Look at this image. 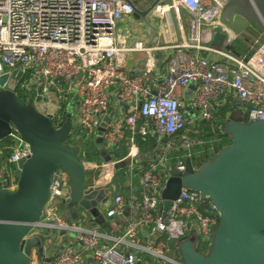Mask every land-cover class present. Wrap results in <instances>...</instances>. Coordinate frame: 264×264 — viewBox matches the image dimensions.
<instances>
[{"label":"built area","instance_id":"obj_1","mask_svg":"<svg viewBox=\"0 0 264 264\" xmlns=\"http://www.w3.org/2000/svg\"><path fill=\"white\" fill-rule=\"evenodd\" d=\"M228 1L161 0L154 7L152 12L162 19L171 13L178 32V43L171 47L174 53L166 61L165 73L156 77V47L140 40L131 45L117 41L118 25L139 17L130 0H0V77L21 73L16 91L19 86L23 104L38 112L40 107V113L51 116L55 129L64 123L59 113L66 117V106H72L76 120L74 124L71 118V135L81 134L76 143L82 147L96 146L100 141L112 149L123 140L126 129L130 160L137 157L135 139L148 136L173 138L187 152L185 159L191 158V149L203 145L213 155L212 140L205 144L189 135L193 131L186 128L182 89L196 86L188 106L199 111L202 121L211 119L210 111L222 99L231 98L245 105L242 117H246V123L264 122V40L248 58L231 53L227 46L234 37L219 22ZM181 12L187 17L185 27ZM214 33L225 35L226 50L207 47ZM202 53H212L218 59ZM131 54L142 60L139 71L126 67V57ZM46 104L56 106L57 112L48 114ZM117 107L120 112L116 117ZM105 117L109 118L107 123ZM7 139V150L0 144V188L12 192L20 171L17 164L27 161L31 152L12 127ZM173 146L172 141L167 142L160 158L142 172L135 210L126 209L121 195L106 207V219H124L120 237L80 228L84 213L75 226L63 220L60 206L69 198L68 184L62 183L64 173L55 170L39 227L40 231H61L71 236L70 245L56 255L53 264H136L137 254L144 264H182L168 255H178L179 243L193 238L195 244L201 241L210 245L219 216L215 206L198 193L181 189L166 216H161L166 181L174 172L185 171L183 161L168 169ZM69 147L77 149L78 154L82 151ZM160 168L172 174H156ZM142 231L147 232L146 237H142ZM162 234L175 243L173 251L162 241L153 245ZM32 264L40 263L33 259Z\"/></svg>","mask_w":264,"mask_h":264},{"label":"water","instance_id":"obj_2","mask_svg":"<svg viewBox=\"0 0 264 264\" xmlns=\"http://www.w3.org/2000/svg\"><path fill=\"white\" fill-rule=\"evenodd\" d=\"M160 1L155 0L145 11L134 7L135 15L145 21ZM219 22L233 37L252 26L264 36V0H229ZM224 40V34L215 33L211 45L221 47ZM20 77L21 73L15 72L0 77V142L7 139L12 127L31 152L27 161L17 164L16 189L0 188V264H32L33 259L43 258L46 245L55 236L54 231L45 234L39 227L55 170L64 173L62 183L67 182L69 192L64 204L69 207L88 214L108 194L106 189L88 183L78 150L66 144L72 129L70 116L66 115L63 125L55 129L50 115L21 103L16 96ZM223 132L230 144L197 170L189 158L185 159L184 173L174 172L161 195L163 218L181 189L198 193L218 212L206 254L196 250L193 238L179 243L182 264H264V122L244 123L242 118L229 117ZM136 259V264H144L139 254Z\"/></svg>","mask_w":264,"mask_h":264},{"label":"crops","instance_id":"obj_3","mask_svg":"<svg viewBox=\"0 0 264 264\" xmlns=\"http://www.w3.org/2000/svg\"><path fill=\"white\" fill-rule=\"evenodd\" d=\"M154 1L155 0H153L150 4H148V6L145 9H142L140 11H145L147 8H149L153 4ZM152 17H153L152 13H150L147 15L145 21H143L140 17H131L130 19H127L126 21L118 25V28L116 29V37H117L118 42H122V41L127 42L128 45H131L136 40H140L144 42L146 46L156 47L158 51L154 52V56L156 60V65L158 67L156 77H158L159 75H162L165 73L166 61L174 53V50L171 47L173 46L174 43H178V32L175 27V22L174 24L167 23L166 17L165 19L161 18L159 27H156V25L153 22ZM164 22L166 24H164ZM185 22H187V17H186ZM146 30L150 31V37L152 38L153 41H155L154 44L150 42L149 37L145 34ZM157 30H162L163 32L161 41H158V38L155 34ZM207 47L215 48L221 51L226 50L224 45H222L221 47H214L211 44H208ZM202 56L208 57L211 59H218L217 55L215 56L212 53H204V55ZM141 64H142V60L139 56L136 57L133 54L127 55L126 67L129 71H132V70L139 71L141 68ZM195 89H196L195 85H190L180 91V99L183 102V106H184V109H183L184 115L187 112H189L192 114L193 117H195V115L198 116L194 118L195 127H192L191 130L187 129L190 132L193 131L194 134L198 133L197 130L203 122H207V121H202V119L199 116V111L194 110V109L192 110L188 106L189 101L191 100V98H193L195 94ZM229 97H231V95ZM230 99L231 98H225L224 100L222 99V101L220 102V105H223L227 100H230ZM232 102H233L232 111L236 108H239L241 109L242 113L244 112L245 105L235 100H232ZM119 110H120L119 107H117L116 111H114V115L116 117L119 116L118 115L120 112ZM214 111H210L211 118H212V114L214 113ZM187 118L188 117H186V119ZM228 118L229 117L227 115V119ZM186 126H187V123H186ZM123 135H124L123 140H121L117 145L113 146L112 149H108L104 145V143H101L100 141H98V144L96 145L97 149L102 151L101 152V154H103L102 156L103 157L105 156V158L106 157L109 158L110 161L106 162L103 159H101L100 162L97 163L98 166L101 168L100 170L101 173L99 177L93 180V182L95 186L99 188V190H104L108 187V184L110 183V181H112L113 178L117 176L119 170H126L128 171L127 174L129 176L128 182L126 184L127 185L126 188L129 191L128 197L126 198L125 191L123 193L121 192L120 193L117 192L115 194L109 193L106 200L103 201L97 207L99 209V216H98L99 222L96 221L97 218L92 219L90 216L89 217L87 216V213L84 212V215L86 216L85 220L89 221V223H92L94 227L89 228L85 225H79V227L83 228L84 230L85 229L86 230L95 229L99 233L104 234L108 237H120L122 235V225L124 222L123 221L124 219L122 218L106 219L104 216L106 207L111 201H113L114 197L116 195H121L124 198V201L126 203V209L128 211H133L136 209V204H137L136 199H137V196H139V194L141 193L140 178L139 180L136 179V181L134 179L132 180V175L129 174L130 168H132V172H133L134 169H136L137 167L138 168L142 167L143 163H145L144 165L148 167L150 163H153L160 158V156L163 153V149L165 145L167 144V142H170V141L174 143V146H173V149L169 152L170 161L167 163L168 169H170L171 167H174V165H176L179 162H182V161L184 162L185 161L184 157L187 155L186 154L187 152L184 149L179 148V146L176 144L177 141L176 140L174 141L173 138L148 136L147 138L152 139L155 144V147L153 148V150L149 152H143L142 150L138 148L136 139H135V146L137 148V157L136 159L130 160L127 158L128 153L130 151V144L128 142L129 132H127V130L125 129L123 132ZM212 142H213V145L215 144L214 146H216V144L219 141L212 139ZM119 150L125 153L126 155L123 157V159L115 161L114 156L118 153ZM179 150H181V153L179 152ZM205 153L208 155L211 152L209 150H205L204 145L201 147H195L194 149H191L190 151L191 163H193L192 161L193 157H199V156L204 155ZM98 166H96V164L86 165L88 171ZM160 170L164 171L165 172L164 175L166 176L170 174L166 171V169L160 168ZM159 174L161 176H164L161 173ZM133 181H135V183ZM129 188L132 189V191H130ZM112 192H115V191L112 190ZM62 205H64V207L63 206L61 207L60 213L62 215L63 220L69 226L70 225L75 226L77 224L75 223V219H80L82 217L81 215L83 214V212L81 211L79 212L77 209H74L73 207H69L66 204H62ZM42 223H44L43 220H42ZM43 232L45 234H48L51 231L44 229ZM54 233H55L54 239L51 241V243L46 245L45 254L43 258L39 260L40 264H53V261L56 255L64 247H66L67 245H70V242H69L70 235H68V233L64 234L61 231H59V233L54 231ZM146 236L147 234L145 235L142 234V237H146ZM102 243L106 245L110 244V242L108 241H102Z\"/></svg>","mask_w":264,"mask_h":264},{"label":"trees","instance_id":"obj_4","mask_svg":"<svg viewBox=\"0 0 264 264\" xmlns=\"http://www.w3.org/2000/svg\"><path fill=\"white\" fill-rule=\"evenodd\" d=\"M132 4L135 6V8H137L138 10H142L145 9L148 4H150L153 0H131ZM141 5V6H140ZM264 40V36L261 35L257 29L255 28V26L250 27L247 31H244L241 35L234 37V40L231 42L230 45L227 46V48L231 51V53L235 56V57H245L248 58L257 48V46ZM202 55H204V53H202ZM17 98L21 103H25L23 97L20 95L19 93V86L17 87ZM233 109V102L232 100H227L223 105H219L214 113L212 114V118L210 121L207 122H203L200 127L198 128V133L197 134H193L190 133V137L195 139V140H199L202 143L208 144L212 139H215L216 141H219L216 146H215V153L213 155H207L206 153L202 156L199 157H193L192 158V165L194 167V169H199L201 166H203L204 164L208 163L210 161V159L218 152L220 151L224 146H222L221 142L223 139L226 138V136L224 135L223 132V127L226 123L227 120V115L229 113L232 112ZM60 117L62 119V121H65V115L63 112H60ZM242 120L244 123H246V117L243 115ZM78 137H81V134L78 132L77 133ZM76 137H73L70 133L69 138L67 140V146H72V144L74 142H76ZM136 143L137 146L140 150H142L143 152H149L151 150H153V148L155 147V144L153 142L152 139L150 138H136ZM0 144L2 145V147L4 149L7 150V148L9 147V140L5 139L3 141L0 142ZM178 145V143H176ZM205 150H208V146H204ZM80 153L78 154L79 160L83 163V164H96V166H98L97 163L100 162L101 159H103L106 162H109L110 159L109 158H105V156L103 157L101 154L102 151L98 150L97 147L94 144H91L90 146H83L81 147ZM82 152V155H81ZM179 152L181 153V150H179ZM142 153V152H141ZM126 154L121 152L120 150L118 151V153L114 156V160L118 161L123 159V157ZM112 159V157H111ZM145 163H143L142 167L140 168H136L134 169L133 172H131L132 175V180L134 179L136 181L139 180V178L142 175V172L144 170L147 169V166L144 165ZM100 170L101 168L95 167L94 169L91 170H87L86 172L88 173L86 175L87 181L88 183H93V180L96 179L97 177H99L100 175ZM128 171L126 170H119L118 174L116 177L113 178L112 181H110V183L108 184V187L106 188L108 194H115V193H123L125 191V196L126 198L128 197L129 191L126 188V184L128 182ZM165 174L164 171L162 170H157L156 174ZM135 181H133L135 183ZM112 190H114L115 192H112ZM130 191H132V189L129 188ZM107 194V196H108ZM140 195V194H139ZM107 198V197H106ZM139 198V196H137V199ZM79 212H83L82 210L77 209ZM156 239L161 240L162 242L166 243V246L170 249V250H174L175 243L173 241H167V236L165 234H162L160 237H157ZM209 242H201L198 241L196 243V250L202 254H206L208 249H209Z\"/></svg>","mask_w":264,"mask_h":264},{"label":"rangeland","instance_id":"obj_5","mask_svg":"<svg viewBox=\"0 0 264 264\" xmlns=\"http://www.w3.org/2000/svg\"><path fill=\"white\" fill-rule=\"evenodd\" d=\"M133 2H134V0H133ZM141 6V5H140ZM152 19H153V22H154V24L156 25V27H159V25H160V20H161V17L159 16V14H157L155 11H153L152 12ZM165 17L167 18V23H172V24H174V20H173V18H172V15H171V13H169V14H167V15H165ZM180 18H181V20H182V22H183V26L185 27V24H186V22H185V20H186V15L184 14V13H182L181 12V14H180ZM248 30V29H247ZM246 30V31H247ZM162 30H157L156 31V36H157V38H158V41H161V39H162ZM145 34L149 37V40H150V42L151 43H155V41H153L152 40V38L150 37V31L149 30H146V32H145ZM8 86L9 87H12L13 86V82L11 81V80H8ZM1 90V89H0ZM38 110L40 111V112H42V109L40 108V107H38ZM65 112H66V114L67 115H69L70 116V118H72V121H73V123L75 124V120H76V117H75V110L73 109V107L72 106H70V105H67L66 106V108H65V110H64ZM46 112L48 113V114H55L56 112H57V107L56 106H53V105H50V104H46ZM187 115V116H186ZM185 116L186 117H188L187 119H186V121H187V129H189V130H191L192 129V127H195V123H194V118L195 117H198L197 115H195V117H193L192 116V114L191 113H189V112H187L186 114H185ZM228 117H231L232 119L234 118V119H241L242 118V112H241V109H239V108H236V109H234L233 111H232V113H229L228 114ZM217 143V142H216ZM67 144V143H66ZM230 144V139L228 138V137H226L225 139H223L222 140V146H227V145H229ZM68 145V144H67ZM215 145V144H214ZM72 146H76V148H79L80 150H81V145H79L78 143H76V142H74L73 144H72ZM223 147V148H224ZM88 173L86 172V175H87ZM96 196V195H95ZM97 198V197H96ZM96 198L93 200L94 202L96 201ZM100 201V200H99ZM98 201V202H99ZM101 203H99L96 207H93V208H91L90 209V211L88 212V214H87V216L89 217H91V218H94V219H96L98 216H99V209L97 208L99 205H100ZM64 207V205H61L60 206V209H61V207ZM61 212V211H60ZM84 213V212H83ZM81 219H75V223H77V222H79ZM82 221V220H81ZM86 222H84V223H81L82 225H85V226H87V227H89V228H93L94 227V225L92 224V223H89V221H87V220H85ZM94 221V220H93ZM68 235H70L71 236V233H68ZM211 240H212V238H211ZM167 241H171V240H168L167 239ZM157 242H161V240H159V239H156L155 240V242L153 243V245H156V243ZM166 244V243H165ZM168 255L170 256V257H175L177 260H180V258H179V255H174L172 252H170V253H168ZM143 257L145 258V255H143ZM152 261H154V262H157V260L156 259H153L152 258Z\"/></svg>","mask_w":264,"mask_h":264},{"label":"bare ground","instance_id":"obj_6","mask_svg":"<svg viewBox=\"0 0 264 264\" xmlns=\"http://www.w3.org/2000/svg\"><path fill=\"white\" fill-rule=\"evenodd\" d=\"M164 24H166V23L164 22Z\"/></svg>","mask_w":264,"mask_h":264}]
</instances>
